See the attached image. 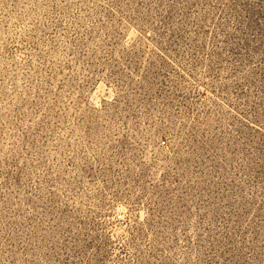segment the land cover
<instances>
[{
    "label": "rangeland",
    "instance_id": "1",
    "mask_svg": "<svg viewBox=\"0 0 264 264\" xmlns=\"http://www.w3.org/2000/svg\"><path fill=\"white\" fill-rule=\"evenodd\" d=\"M0 264H264V0H0Z\"/></svg>",
    "mask_w": 264,
    "mask_h": 264
},
{
    "label": "built area",
    "instance_id": "2",
    "mask_svg": "<svg viewBox=\"0 0 264 264\" xmlns=\"http://www.w3.org/2000/svg\"><path fill=\"white\" fill-rule=\"evenodd\" d=\"M119 219H124L123 215L118 216Z\"/></svg>",
    "mask_w": 264,
    "mask_h": 264
}]
</instances>
